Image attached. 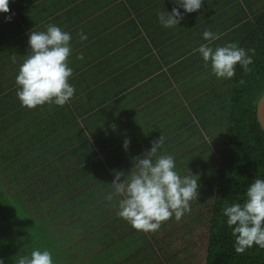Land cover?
I'll list each match as a JSON object with an SVG mask.
<instances>
[{
    "label": "crops",
    "instance_id": "obj_1",
    "mask_svg": "<svg viewBox=\"0 0 264 264\" xmlns=\"http://www.w3.org/2000/svg\"><path fill=\"white\" fill-rule=\"evenodd\" d=\"M175 2L9 0V13H0V186L7 206H18L20 216L36 222L54 246L61 241L64 264L149 263L151 255L144 250L162 238L158 234L153 240L150 232L121 219L123 227L105 231L109 251L102 249L90 229L71 218L81 213L76 203L86 204L75 199L80 191L105 189L116 172L129 174L133 158L150 150L160 135L157 155L173 156L181 177L200 172L208 162L201 159L215 158L217 149L220 153L221 145L216 148L214 142L222 143L226 86L232 78H217L211 63L205 66L194 50L209 44L205 31L220 37L209 44L213 49L239 47L234 31L264 8V0H203L196 12L179 8L184 19L165 28L158 14L171 13L179 7ZM50 24L71 34L69 83L75 93L64 106L27 109L17 98L16 76L30 52V32L46 31ZM81 53L84 59L78 60ZM83 171L98 176L87 182L80 177ZM105 178L109 181L103 183ZM135 251L141 253L135 256Z\"/></svg>",
    "mask_w": 264,
    "mask_h": 264
},
{
    "label": "trees",
    "instance_id": "obj_2",
    "mask_svg": "<svg viewBox=\"0 0 264 264\" xmlns=\"http://www.w3.org/2000/svg\"><path fill=\"white\" fill-rule=\"evenodd\" d=\"M234 32L239 34L240 48L246 51L254 50L248 52L253 63L248 66L250 69L248 72L237 65L234 77L226 86L227 91L229 89L228 93L226 92V127L219 149L220 156L201 167V171L204 170L207 177L206 181L198 183V198L190 201L191 211L185 212L179 220L189 221L186 233L180 239L182 245L187 244V249L196 246L193 237L198 229L201 233H206L203 264H264V248L253 245L243 254L235 252V238L231 234V228L227 226V218L222 214L225 204L243 203L248 186L257 178L264 179V129L256 117L258 103L264 96V8L254 13L249 21ZM87 149L94 154V150L88 144ZM213 164L214 168L212 167L213 170L210 171L209 167ZM87 168L90 167L87 165ZM85 176L87 182H94L98 174L81 172L80 177ZM78 177L77 174L73 178ZM54 178L59 179L60 174L54 175ZM61 179L65 181V177H61L59 181ZM71 179L67 178L68 181ZM107 181L109 179L105 178L103 183ZM110 184L105 183V189L80 191L75 199L81 198L86 204L78 206L76 203L75 207L81 213L79 215L73 213L71 216L80 219L82 222L80 228L86 226L90 229L88 231L95 235L98 243L102 245L101 248L106 251L109 250L108 244L104 241L105 231L110 230L115 224L123 227L120 223L122 218L117 215L120 197L114 196L112 201L107 199V195L113 192ZM6 194L0 186V260H3V264H17L19 257L30 256L33 250H49L53 264H64L65 255L61 241L57 243L59 246H54L51 243L52 237L38 230L36 222L31 221L25 214L20 216L18 206H7ZM179 221L175 220L173 215L161 224V231L150 232L151 238L155 240L158 234L170 231ZM74 222L75 220L72 225ZM168 233L166 237L157 241L156 245L151 242L144 250L146 254L151 255V260L145 264H179L176 261L180 252L174 241L178 238L176 234L170 237ZM57 240L58 237H55L54 244ZM145 241L147 242L146 239ZM185 251L182 250L183 253ZM140 253L135 251L134 255ZM68 256L66 255V260L69 259ZM189 256L191 257L190 253ZM74 259L78 258L72 260Z\"/></svg>",
    "mask_w": 264,
    "mask_h": 264
},
{
    "label": "clouds",
    "instance_id": "obj_3",
    "mask_svg": "<svg viewBox=\"0 0 264 264\" xmlns=\"http://www.w3.org/2000/svg\"><path fill=\"white\" fill-rule=\"evenodd\" d=\"M179 7H173L171 13L158 14L159 22L165 28L176 27L186 13L201 9L203 0H176ZM9 0H0V13H9ZM11 17H8L10 20ZM81 40L87 36L80 34ZM203 38L209 44L219 39V35L205 31ZM71 34L60 27L50 24L46 31H34L29 34L30 52L19 67L16 76L17 98L27 109H35L45 104L64 106L74 96L75 88L69 83L73 69L68 66V58L72 52ZM209 44H202L198 51L205 66L211 63V70L217 78L234 77L236 66L248 72L253 63L251 56L244 48L236 44L218 46L215 49ZM15 61V57L13 58ZM83 60V54L77 56ZM243 83V81H241ZM130 141H124L127 150ZM163 144V137L151 142L150 150L133 158V167L125 176L123 171L116 172L111 185L113 192L107 195L112 201H118V217L127 221L135 230L149 233L159 230L161 224L172 216L179 221L185 212H190V201L198 198V179L190 175L181 177L175 170L174 157L167 154L157 155ZM121 177H124L121 182ZM222 214L231 228L235 238L234 250L243 254L253 245L264 248V179L257 178L246 191L243 203L225 204ZM3 264V260H0ZM17 264H53L49 250H33L30 256L19 257Z\"/></svg>",
    "mask_w": 264,
    "mask_h": 264
},
{
    "label": "rangeland",
    "instance_id": "obj_4",
    "mask_svg": "<svg viewBox=\"0 0 264 264\" xmlns=\"http://www.w3.org/2000/svg\"><path fill=\"white\" fill-rule=\"evenodd\" d=\"M219 138H223L222 135L219 137ZM220 141H215L214 142V145L217 146L218 145H221L219 143ZM216 158H218L220 156V153H218V149L216 150ZM213 158H209V159H201L203 160V162H207V161H211ZM216 164V163H215ZM212 167L214 168V164L213 166H210L209 169L210 171L213 170ZM194 176H196V178L198 179V183H201L202 181H206V178L205 177V173H204V170L198 172V173H195L193 174ZM176 220V219H175ZM189 221H179V222H176V224H174V226L171 228L170 231L166 232V233H162L161 234V237H166L167 233L168 235L171 237V235L173 234H176V237L178 238L177 240H174L175 243H176V248L178 249V251L180 252L179 253V257L177 259L176 262H179V264H203L204 260H205V245H206V242H207V235L205 232L201 233V231H199L200 229H198V232L194 235L193 237V243H195V247H193V249L191 248H188L187 249V244H184L182 245L181 244V241L180 239L182 237H184L183 235H185L186 233V225L188 224ZM195 228V227H194ZM161 229V228H160ZM198 234V236H197ZM170 241V239L168 240ZM53 249H56V248H53ZM182 250H186L184 253L182 252ZM189 253L191 255V257L189 256ZM69 258V256H68ZM65 259V257H64ZM63 259V261H64Z\"/></svg>",
    "mask_w": 264,
    "mask_h": 264
},
{
    "label": "water",
    "instance_id": "obj_5",
    "mask_svg": "<svg viewBox=\"0 0 264 264\" xmlns=\"http://www.w3.org/2000/svg\"><path fill=\"white\" fill-rule=\"evenodd\" d=\"M257 121H259L261 127L264 129V96L260 99L257 106Z\"/></svg>",
    "mask_w": 264,
    "mask_h": 264
}]
</instances>
